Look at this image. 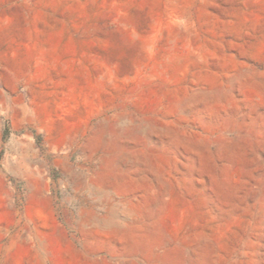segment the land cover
Segmentation results:
<instances>
[{
    "label": "rangeland",
    "instance_id": "rangeland-1",
    "mask_svg": "<svg viewBox=\"0 0 264 264\" xmlns=\"http://www.w3.org/2000/svg\"><path fill=\"white\" fill-rule=\"evenodd\" d=\"M0 264H264V0H0Z\"/></svg>",
    "mask_w": 264,
    "mask_h": 264
}]
</instances>
